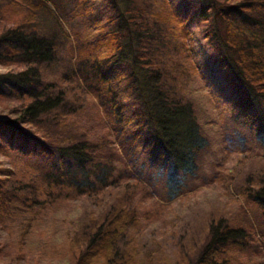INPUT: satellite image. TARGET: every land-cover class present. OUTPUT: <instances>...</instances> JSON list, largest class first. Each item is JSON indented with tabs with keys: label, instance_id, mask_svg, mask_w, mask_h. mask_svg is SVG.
Instances as JSON below:
<instances>
[{
	"label": "trees",
	"instance_id": "trees-1",
	"mask_svg": "<svg viewBox=\"0 0 264 264\" xmlns=\"http://www.w3.org/2000/svg\"><path fill=\"white\" fill-rule=\"evenodd\" d=\"M57 1L62 14L64 5L61 0ZM107 2L113 14L109 22L116 28L110 31L101 28L103 33L96 37L93 49L87 53L78 50L79 57L74 61L75 52L71 48L70 64L61 78H49L46 71L60 62L56 35L71 40L65 31L68 20L64 15L59 18L53 12L51 0H36V4H30L34 11H22L13 3L0 7L2 19L9 12L14 13L0 34V64L17 70L0 75V93L11 92L18 104L6 112L8 115H0V149L6 147L25 158L39 155L48 160V166L40 164L46 170L49 185L60 188L59 192H74L86 173L85 180L89 183L94 172L100 170L98 167L106 165L103 163L109 162L112 167L109 159L102 161L100 152L107 148L108 142L113 143L106 139L79 142L68 132L72 131V124H62L60 111L69 94L66 87L58 84H68V90L75 85L95 95L102 109L114 118L119 135L123 133L120 124L125 109L119 106L120 91L137 92L141 99L138 94L134 100L138 104L142 100V109L147 111L138 109L136 116L148 130L152 129L149 138L156 145L153 149L162 159L166 176L163 201L170 202L185 194L182 183L185 176L181 171L193 176L198 170L196 157L202 149L197 145L205 140L197 130L192 132L196 141L192 145L196 147L190 146L189 141L179 140L181 129L183 132L195 115L192 100L187 97L193 72L188 48L190 15L178 10L174 0ZM199 4L197 20L203 27L204 37L216 43L222 67L238 84L231 101L236 102L238 115L249 119L252 129L254 121L259 143L264 145V0H200ZM40 17L44 18L43 22ZM124 79L127 85L120 89L118 84ZM240 129L238 132L242 133ZM138 136L137 131L130 132L134 150ZM251 137L241 135L246 142ZM187 145L192 149L188 157L183 149ZM65 166L69 170L74 166L86 173L82 174L81 181H75V174L70 176V172L67 173L70 178L66 179ZM10 174L9 170L0 168V215L8 210L10 200L20 191L10 184ZM107 175H104L106 180ZM242 191L244 196H252L247 189ZM58 195L29 198L32 215L26 226ZM254 198L264 210L263 198L257 194ZM116 203L117 206L98 216L91 213L87 222L78 221L68 233L65 256L70 264H264V243L261 242H264V231L258 234L250 225L241 227L218 215L199 227L196 248L194 245L186 250L181 247L174 258L159 259L158 247L145 249L137 244L140 222L136 210L127 207L125 198ZM22 234L26 236V232ZM1 252L0 247V258ZM21 256L20 252L15 258L21 259Z\"/></svg>",
	"mask_w": 264,
	"mask_h": 264
},
{
	"label": "rangeland",
	"instance_id": "rangeland-1",
	"mask_svg": "<svg viewBox=\"0 0 264 264\" xmlns=\"http://www.w3.org/2000/svg\"><path fill=\"white\" fill-rule=\"evenodd\" d=\"M107 1L61 0L64 5L62 14L68 20L65 31L71 40L56 35L57 58L60 62L58 66L47 69L49 78H61L67 73L71 48L75 52L74 61L76 56L79 57L78 50L87 53L93 49L96 37L103 33L101 28L105 31L116 28L114 23L109 22L113 14L109 12ZM199 2L174 0L178 10L189 12L190 15L187 26L191 44L187 47L191 50L193 72L187 97L192 100V109L195 111V115H192L194 122L188 124L183 132L181 129L179 140L189 141L191 146L196 143L195 134H192L196 130L205 139L197 145L198 149H202L196 157L198 170L193 176L181 171L185 176L182 177L185 194L170 202L163 201L166 180L164 165L153 149L156 145L149 138L153 134L152 129L148 130L143 120L136 116L140 112L138 109L143 110V104L142 100L138 104L134 98L139 94L141 99V94H130L127 89H122L127 85L126 79L118 84L122 89L119 106L125 108L120 124L123 130L121 135L114 128V118L102 109L95 95L80 90L74 84L68 90V84L59 83L58 86L66 87L69 94L65 96V105L60 111L62 124H72V131L68 132L79 142L112 141L113 144L108 142L107 148L100 152L102 161L109 159L112 167L109 162L103 163L106 165L99 166L100 170L97 169L87 183V173L83 169L72 166L69 170L65 166L63 175L66 179L75 174L73 179L81 181L82 174H86L78 190L59 192L60 188L49 185L46 170L42 168V165L48 166V160L39 155L25 158L6 147L1 148L0 168L10 171V184L20 188V191L10 200L8 210L0 215V264H70L65 256L66 236L75 224L89 221L91 213L98 216L111 210L113 205L117 206L116 201L122 198L128 200L127 207L136 210L138 215V246L145 249L158 247L159 259L174 258V253L181 247L186 250L188 246L194 245L193 248H196L200 240L197 235L199 227L214 215L229 222H237L241 227L250 225L258 234L260 230L264 231V210L254 198L257 194L264 200V145L259 143V132L254 121L252 129L249 119L238 115L236 102L231 101L238 84L222 67L216 43L204 37L203 27L197 20ZM10 3L17 4L22 11H28L32 10L30 4H36V0H0V7ZM51 4L53 7L50 8L61 18L58 1L51 0ZM13 15L9 12L4 19L0 17V34L3 25H8ZM18 15L21 14L18 12ZM40 21L43 22L44 18L40 17ZM10 72L16 73L17 70L0 64V75ZM69 75L70 72L68 78ZM11 96L12 93L5 90L0 93L1 116L18 105ZM238 128H241L242 133L238 132ZM131 131L139 134L135 150L130 145ZM239 133L252 136L251 140L246 142ZM187 146L183 149L188 157L192 149ZM69 172L70 176L67 175ZM106 173L107 180L104 179ZM55 175H59V172L56 171ZM63 183L67 184L66 181ZM246 189L252 196L241 193ZM45 194L59 195L47 202L39 216L30 226H26L32 215L29 198H42ZM22 232H26V236ZM261 242L264 243L263 240ZM20 252L21 259L15 258Z\"/></svg>",
	"mask_w": 264,
	"mask_h": 264
}]
</instances>
